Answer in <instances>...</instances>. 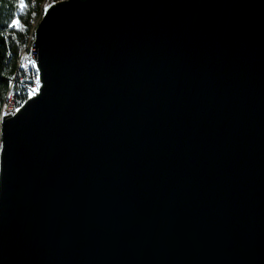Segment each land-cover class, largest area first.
<instances>
[{
	"label": "water",
	"instance_id": "1",
	"mask_svg": "<svg viewBox=\"0 0 264 264\" xmlns=\"http://www.w3.org/2000/svg\"><path fill=\"white\" fill-rule=\"evenodd\" d=\"M2 119L0 264H264V0H62Z\"/></svg>",
	"mask_w": 264,
	"mask_h": 264
},
{
	"label": "trees",
	"instance_id": "2",
	"mask_svg": "<svg viewBox=\"0 0 264 264\" xmlns=\"http://www.w3.org/2000/svg\"><path fill=\"white\" fill-rule=\"evenodd\" d=\"M58 1L62 0H24V11L21 12L20 0H0V145L1 115L18 72L19 59L33 37V30L45 8ZM13 19H18L19 25L7 28Z\"/></svg>",
	"mask_w": 264,
	"mask_h": 264
},
{
	"label": "built area",
	"instance_id": "3",
	"mask_svg": "<svg viewBox=\"0 0 264 264\" xmlns=\"http://www.w3.org/2000/svg\"><path fill=\"white\" fill-rule=\"evenodd\" d=\"M30 60L35 62V67H32L31 64L24 63V64H28V67L24 68L21 78H19V80L16 82V88H14L13 91V102H11L10 110H8V116L17 113L15 109L17 108L20 109L22 107V102H26V100H28V97H30L29 96L30 89L36 87V71L38 70L37 50H36V54H34L33 58H30ZM39 90L37 91V93L39 92Z\"/></svg>",
	"mask_w": 264,
	"mask_h": 264
},
{
	"label": "bare ground",
	"instance_id": "4",
	"mask_svg": "<svg viewBox=\"0 0 264 264\" xmlns=\"http://www.w3.org/2000/svg\"><path fill=\"white\" fill-rule=\"evenodd\" d=\"M34 54H36V48H35V45H34L33 41H30V43L26 47L25 52L21 55V57L19 59V62H18V72H17V74H16V76H15L13 82H12L11 91H10V94H9V97H8V100H7V103L5 105V108H4V110L2 112V115H1V124H2V119L4 117H7L8 116V110H10V106L9 105L11 104V99H12V102H13V91H14V88H16V82L19 80V78H21V76L23 74L24 67H21V65L24 64V63H28V61L24 60V57L27 56L29 58V60H30V58H33V55ZM37 63H38V58H37ZM37 74H39V85H40L39 87H41L39 70L36 71V75ZM34 96L28 97V100L30 98L34 97ZM25 103L26 102H22V106Z\"/></svg>",
	"mask_w": 264,
	"mask_h": 264
},
{
	"label": "snow or ice",
	"instance_id": "5",
	"mask_svg": "<svg viewBox=\"0 0 264 264\" xmlns=\"http://www.w3.org/2000/svg\"><path fill=\"white\" fill-rule=\"evenodd\" d=\"M48 7H51V5H49ZM48 9L45 8V12ZM20 11L23 12L24 11V0H20ZM20 21L18 19H13L8 25L7 28L12 29V28H16L19 25ZM24 60L28 61V64H31L32 67H35V62L29 60V58L27 56L24 57ZM28 64H22L21 67L27 68ZM39 74L36 75V87H33L30 89L29 91V96L31 97L32 95L36 94L37 91L39 90ZM20 109L17 108L15 109V111H19ZM0 147H2V145H0Z\"/></svg>",
	"mask_w": 264,
	"mask_h": 264
},
{
	"label": "rangeland",
	"instance_id": "6",
	"mask_svg": "<svg viewBox=\"0 0 264 264\" xmlns=\"http://www.w3.org/2000/svg\"><path fill=\"white\" fill-rule=\"evenodd\" d=\"M43 14H44V11H43ZM43 14H42V15H43ZM42 15H41V16H42ZM41 18H42V17H41ZM39 22H40V21H39ZM34 30H35V29H34ZM34 30H33V37L30 39V41H33V43H34ZM30 41H29V43H30ZM29 43H28V44H29ZM28 44H27V45H28ZM26 47H27V46H26ZM24 52H25V51H24ZM24 52H23V53H24ZM11 102H12V99H11ZM9 106H11V104H10Z\"/></svg>",
	"mask_w": 264,
	"mask_h": 264
}]
</instances>
